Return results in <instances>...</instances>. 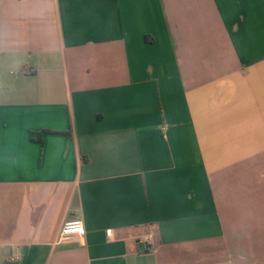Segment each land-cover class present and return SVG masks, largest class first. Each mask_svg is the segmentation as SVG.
Segmentation results:
<instances>
[{"label":"crops","instance_id":"crops-1","mask_svg":"<svg viewBox=\"0 0 264 264\" xmlns=\"http://www.w3.org/2000/svg\"><path fill=\"white\" fill-rule=\"evenodd\" d=\"M0 264H264V0H0Z\"/></svg>","mask_w":264,"mask_h":264},{"label":"built area","instance_id":"built-area-1","mask_svg":"<svg viewBox=\"0 0 264 264\" xmlns=\"http://www.w3.org/2000/svg\"><path fill=\"white\" fill-rule=\"evenodd\" d=\"M86 234L84 225L80 219H74L65 221L61 227L59 237H65V236H78V237H84ZM109 235L111 233L109 232ZM151 243H152V237L150 235L142 237L138 241V247L141 253H145L151 250Z\"/></svg>","mask_w":264,"mask_h":264}]
</instances>
